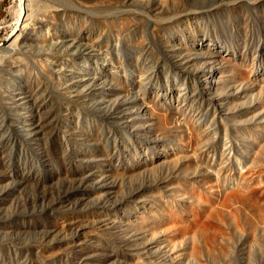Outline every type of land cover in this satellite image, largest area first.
Wrapping results in <instances>:
<instances>
[{"label": "rangeland", "instance_id": "obj_1", "mask_svg": "<svg viewBox=\"0 0 264 264\" xmlns=\"http://www.w3.org/2000/svg\"><path fill=\"white\" fill-rule=\"evenodd\" d=\"M37 1L62 11L21 37L13 54L2 53L23 66L0 61V264H171L164 241L169 196L194 172L190 160L172 154L194 121L183 98L170 112L173 84L190 90L208 125L243 118L238 104L257 97L240 91L249 86L241 69L264 68V0L200 3L223 32L232 13L253 32L252 41L243 39L235 27L227 42L211 21L204 29L163 24L159 40L149 26L116 33L114 9L84 13L67 2ZM22 8L23 0H0V47ZM212 44L220 54L208 51ZM158 148L167 161H156ZM219 175L214 198L248 189L228 172ZM244 200L233 204L236 216L222 215L221 263L264 264V194L258 212Z\"/></svg>", "mask_w": 264, "mask_h": 264}, {"label": "bare ground", "instance_id": "obj_2", "mask_svg": "<svg viewBox=\"0 0 264 264\" xmlns=\"http://www.w3.org/2000/svg\"><path fill=\"white\" fill-rule=\"evenodd\" d=\"M55 1L70 3L74 8H78L84 13L96 12L105 14L110 13L114 9L119 12L117 20L113 24V27L116 26L114 30L118 34H122L127 30L134 34L139 31L140 27L149 26L152 28V36L155 39L162 40L163 35L158 33L160 29L163 30V28H160L163 24H169L170 28L173 25L175 26V24H179L186 30L197 26L204 29L207 28V24L202 27L205 21H211V28L210 26L208 28L214 30L217 35L222 34L225 37V42H227L225 33L236 38L237 30L235 27L238 32L244 33L243 39L253 40V32L249 28L245 29L241 19L236 17L237 13L230 15L225 22V31L223 32L213 20L215 14L213 15L210 8L200 5V3H205V0H156L157 5L155 8L153 7L154 10L150 7V9L146 8L143 11L133 6L131 7V5L134 2H141L149 6L151 0ZM164 2L166 5L163 4ZM30 3H33V1L23 0V8L14 23L15 32L13 31L11 36L9 35L7 44H3L0 47V61L4 59L16 67L23 66L21 58H5L2 53L7 51L12 53L17 50L19 47H17L16 43L19 42L21 37L30 36L34 30L44 27L47 23L50 24L51 18L62 11L59 10V7H50L44 3L41 4L37 0L34 1V6H31ZM248 4L254 5L252 2ZM200 8H205V10L201 9L198 11ZM193 11H198L196 12L199 14L197 19L193 17ZM242 19L246 20L244 17ZM52 20H54V17ZM17 32L18 34H16ZM126 35L129 36V34ZM138 39L137 41L147 44L143 38L142 40ZM213 45L206 46L208 51L220 54L219 50ZM233 51L232 56L238 57L240 49ZM246 55H248V52H246ZM38 68L40 73L42 72L45 76L47 67L40 65ZM139 71L141 70L139 69ZM241 72L242 78H249V81H247L249 86L242 88L240 91L245 95L249 92H254L257 98L238 104L240 108L236 112L242 111L241 115H244L243 118L238 119V117L234 116L231 119L232 121L220 119L218 126H211L205 123L206 113L201 110L200 105L192 98L190 90H179L176 87L177 81L173 84L172 94L175 100L167 105L171 109L170 112H178L179 99L183 98V104L192 115L194 121H190L191 123L186 126L184 141L172 154L175 157H184L190 160L194 172H191V176L186 178L184 182L179 183V186L175 185L174 189H171L173 192L169 196L171 202L168 204L169 212L164 218L167 226L164 241L165 251L170 256L169 261L171 264H225V262H220V259L226 258V255H224L225 225H223V213L228 211L229 214L236 216L238 213L236 210L238 211V209L234 210L235 205L233 207V204L244 199L249 201L248 203L252 205L254 211H259L258 202L262 201L260 197L264 194V68L250 71L248 67H242ZM158 74H163L161 65L158 68ZM195 88L197 89V87ZM217 129L220 135L218 137L214 135V131ZM155 155L156 161H167L159 148L156 150ZM220 171L228 172L237 181L236 184L239 183L237 186L245 184L248 189L244 191L241 188H234L235 190L232 189L223 194L219 193L220 195H216V191V194H214L216 195L215 198L212 197L211 191H214L211 188L218 183ZM177 178L176 180H178ZM261 210H264V208ZM259 215H257L259 216V222H264L263 212ZM215 244L218 247H214Z\"/></svg>", "mask_w": 264, "mask_h": 264}]
</instances>
